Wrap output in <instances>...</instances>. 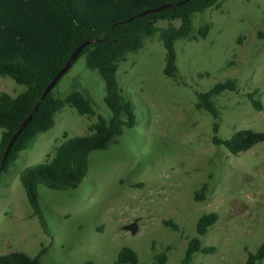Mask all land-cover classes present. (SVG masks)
Wrapping results in <instances>:
<instances>
[{"label":"rangeland","instance_id":"374dc122","mask_svg":"<svg viewBox=\"0 0 264 264\" xmlns=\"http://www.w3.org/2000/svg\"><path fill=\"white\" fill-rule=\"evenodd\" d=\"M206 23L205 38L175 41V78L163 72L165 49L158 34L118 63L116 79L134 105L136 125L108 149L88 154L86 175L76 188L38 187L49 228L45 234L19 172L52 157L63 134L85 136L98 115L111 118L101 75L86 66L85 55L73 63L53 94L64 98L78 91L95 115L64 105L54 126L38 134L0 176V256L21 252L41 264H115L119 251L129 247L138 264H159L156 256L162 253L165 264H182L188 242L197 237V221L211 212L218 220L199 239L214 251L194 254L191 264H245L248 253L257 251L264 241V141L232 155L212 138L228 139L243 129L264 133V0H218L193 15L191 34ZM168 24L159 21L157 27ZM227 79L236 81V90L214 99L219 112L214 132L213 117L196 108V94ZM24 90L0 77V93L14 97ZM249 94L260 110L252 107ZM132 224L135 233L126 230Z\"/></svg>","mask_w":264,"mask_h":264},{"label":"trees","instance_id":"16d2710c","mask_svg":"<svg viewBox=\"0 0 264 264\" xmlns=\"http://www.w3.org/2000/svg\"><path fill=\"white\" fill-rule=\"evenodd\" d=\"M164 4L175 6L135 17ZM217 4L218 0H0V77H9L18 85L25 86V90L14 97L0 93V162L7 144L32 112L45 87L65 65L74 49L87 40L91 43L77 59L85 55L86 66L98 71L103 78L104 102L111 112L109 120L98 115L97 121L88 126L89 134L85 136L68 138L67 134H63V141L53 148L52 157L19 172V181L43 233L49 234V228L39 206L38 187L51 190L76 188L86 175L88 154L108 149L125 129L136 125L134 105L123 96L116 79L118 63L124 61L128 53L140 50L146 39L158 34L165 49L163 72L165 76L175 78L178 73L175 41L205 38L210 25H202L197 35H192V17ZM132 17L135 18L127 22ZM175 20L180 23L178 27L170 24ZM159 21L169 24L159 28ZM54 88L17 137L0 176L10 172L20 153L30 146L38 134L54 126V116L64 105L73 107L80 115H95L90 100L80 92L71 91L61 98L53 94ZM235 90L236 81L227 79L207 92L196 94V108L213 117L214 132L219 128V112L214 99L225 91ZM248 97L252 107L260 110L254 95L249 94ZM263 141L264 133L250 129L239 130L224 140L216 135L212 138L214 145L224 146L232 155L248 151ZM196 196L201 198L199 194ZM217 220L218 215L214 212L199 218L197 237L188 242L182 264H191L196 253L214 251L213 247H202L199 237L206 235ZM164 224L175 231L179 229L171 221ZM263 259L264 241L255 253H248L245 264H258ZM156 260L159 264H165L167 256L165 253L159 254ZM0 264L41 263L35 257L13 252L0 256ZM115 264H138V255L133 249L123 247Z\"/></svg>","mask_w":264,"mask_h":264},{"label":"water","instance_id":"95a60500","mask_svg":"<svg viewBox=\"0 0 264 264\" xmlns=\"http://www.w3.org/2000/svg\"><path fill=\"white\" fill-rule=\"evenodd\" d=\"M175 5L173 4H164L161 5L160 7L154 8V9H150L147 11H144L142 13H140L139 15L135 16V17H139V16H144L146 14H150V13H156L159 12L161 10L164 9H169L171 7H173ZM135 17H132L130 19L127 20V22L133 20ZM91 43V41L87 40L83 43H81L80 45H78L74 51L71 53V55L69 56V58L67 59L65 65L56 73V75L53 77V79L51 80V82L45 87V89L43 90L42 94L40 95L37 103L34 105L32 112L29 114V116L21 123L20 127L17 129V131L15 132V134L12 136V138L10 139L9 143L6 146V149L2 155V159L0 162V171L5 163V160L14 144V142L16 141L17 137L21 134V132L25 129V127L27 126V124L31 121L34 113L37 112L38 107L40 105V103L44 100V98L47 96V94L54 88V86L57 84V82L65 75V73L70 69V67L72 66L73 62L77 59V57L79 56V54L81 53V51ZM126 230L131 231L132 233L136 232V225L132 224L126 227Z\"/></svg>","mask_w":264,"mask_h":264}]
</instances>
